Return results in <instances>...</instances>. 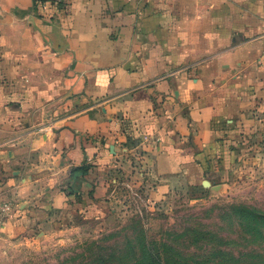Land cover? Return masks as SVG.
<instances>
[{
    "label": "crops",
    "instance_id": "obj_1",
    "mask_svg": "<svg viewBox=\"0 0 264 264\" xmlns=\"http://www.w3.org/2000/svg\"><path fill=\"white\" fill-rule=\"evenodd\" d=\"M61 1L42 9L0 0L5 71L22 59L28 76L53 78L75 134L109 132L123 119L176 126L170 137L157 130L149 168L210 196L227 191L235 126L252 106L264 111V0ZM225 123L236 125L221 141ZM69 157H79L74 142Z\"/></svg>",
    "mask_w": 264,
    "mask_h": 264
},
{
    "label": "rangeland",
    "instance_id": "obj_2",
    "mask_svg": "<svg viewBox=\"0 0 264 264\" xmlns=\"http://www.w3.org/2000/svg\"><path fill=\"white\" fill-rule=\"evenodd\" d=\"M6 65L0 57V264H78L98 243L131 254L141 241L157 251L182 249L189 230L234 242L224 249L233 255L264 252V235L244 248L237 221L230 227L219 218L231 209L264 212V111L257 104L235 126L239 160L229 169V188L210 196L207 187L149 168L157 130L170 137L176 126L144 129L123 119L110 133L75 134L64 126L66 96L57 95L53 78L28 76L22 59L9 62L11 74ZM233 125L223 124L218 139L228 140ZM73 142L77 161L69 157ZM81 176L92 188L77 184Z\"/></svg>",
    "mask_w": 264,
    "mask_h": 264
},
{
    "label": "trees",
    "instance_id": "obj_3",
    "mask_svg": "<svg viewBox=\"0 0 264 264\" xmlns=\"http://www.w3.org/2000/svg\"><path fill=\"white\" fill-rule=\"evenodd\" d=\"M36 1L38 6L43 2V0ZM219 218L221 221L229 218L228 225L230 227H233V221H237L236 229L240 231L239 239L246 243L243 245L244 248L250 245L251 240H260L264 235V212L241 211L240 209L232 211L231 209L230 213H221ZM183 235L190 236L191 239L182 249L169 247L170 249L166 251L149 248L147 247L149 243H144V241H141L144 245L143 248L132 254L130 251L129 253H126L127 251L108 252L104 245L94 244L96 252L92 246L89 249L86 248L80 255L82 262L78 264H197V262L199 264H264V252L262 254L238 253L233 255L229 250L224 249L232 246L234 242L224 241L222 238L215 240L217 238L215 234L200 232L199 235L202 238L194 234V230H189ZM112 253H119V258L113 259ZM217 259H220V262ZM76 260L77 258H74L73 262Z\"/></svg>",
    "mask_w": 264,
    "mask_h": 264
},
{
    "label": "built area",
    "instance_id": "obj_4",
    "mask_svg": "<svg viewBox=\"0 0 264 264\" xmlns=\"http://www.w3.org/2000/svg\"><path fill=\"white\" fill-rule=\"evenodd\" d=\"M53 5V6H61L62 5V1L61 0H43V2H41L39 4V6L42 9H46L48 6ZM2 219V214L0 213V220Z\"/></svg>",
    "mask_w": 264,
    "mask_h": 264
}]
</instances>
